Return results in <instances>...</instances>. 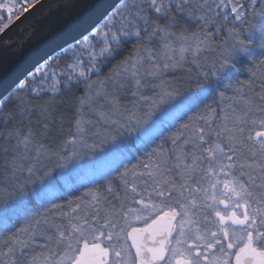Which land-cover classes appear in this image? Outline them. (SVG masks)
<instances>
[{"label": "snow or ice", "instance_id": "obj_1", "mask_svg": "<svg viewBox=\"0 0 264 264\" xmlns=\"http://www.w3.org/2000/svg\"><path fill=\"white\" fill-rule=\"evenodd\" d=\"M20 8L0 0V33ZM71 49L63 70L48 60L19 82L43 105L5 114L0 97V264H264V0H123ZM101 134L121 156L102 142L95 190L65 208L35 187L46 159L66 167Z\"/></svg>", "mask_w": 264, "mask_h": 264}, {"label": "water", "instance_id": "obj_2", "mask_svg": "<svg viewBox=\"0 0 264 264\" xmlns=\"http://www.w3.org/2000/svg\"><path fill=\"white\" fill-rule=\"evenodd\" d=\"M123 0H36L0 33V97L101 25ZM11 41L5 44V40Z\"/></svg>", "mask_w": 264, "mask_h": 264}, {"label": "rangeland", "instance_id": "obj_3", "mask_svg": "<svg viewBox=\"0 0 264 264\" xmlns=\"http://www.w3.org/2000/svg\"><path fill=\"white\" fill-rule=\"evenodd\" d=\"M257 7H259V3L257 4ZM104 23L105 21L98 27L102 28ZM63 54H64L63 57H65V61H66V63H64L63 65L60 64V60L56 59L57 58L56 56L54 58L49 59L52 60V65L48 69L49 72H51L52 67H56L57 65H58V71L63 70L65 65L69 62V60L73 58L74 54H76V50L71 49L69 51V48H67ZM80 54L83 55V53ZM97 55H99V48H97ZM42 65H40L38 68H40ZM85 67H87V65H85ZM36 70L33 73H35ZM28 78L30 82L27 83L29 87H31L33 84V81L31 79V74L29 75ZM37 79H39V77H37ZM92 79L97 80L99 78H97L94 75ZM99 80H103V79H99ZM50 85H51V81H49V86ZM172 87L175 88L173 85ZM26 95H28L27 89L19 90L15 95H13V98H17L16 100H20L22 99L23 96ZM92 131H96V130L92 129ZM108 140H110V137H108ZM102 142L104 143V151L105 152L111 151L114 159L119 158L121 156L120 148L109 145L103 134H101L100 136H91L86 139L84 144H81L77 147L76 157L73 160H71V162L67 163L66 167L58 166L59 164L63 163L58 158L52 157L46 159L44 161L45 164L44 171L49 172L50 175H48L44 179L43 185L37 183L35 187L37 189L44 188L45 191L48 193L49 198L52 199L54 196L57 195L60 196L65 195L66 191L72 188V185H74L73 187H75L76 185L81 187L83 184H87L88 182H93V177L97 176V166L101 163L100 157L102 153L100 151V148ZM121 147H124L127 151L134 152L135 151L134 148L139 147L135 135H133L131 138L126 137L121 142ZM56 182H62L63 188L64 189L66 188V191L60 192L55 186ZM0 186H2V181H0ZM29 195L32 196V198L34 199V203H36L37 205L40 204V201L37 200L35 196L31 195V192L29 193Z\"/></svg>", "mask_w": 264, "mask_h": 264}, {"label": "trees", "instance_id": "obj_4", "mask_svg": "<svg viewBox=\"0 0 264 264\" xmlns=\"http://www.w3.org/2000/svg\"><path fill=\"white\" fill-rule=\"evenodd\" d=\"M35 1L36 0H27V2H24V0H16L17 3L21 4V8L19 9L20 12H22L24 9H26L29 5H31ZM2 11L3 10H0V12ZM14 15L16 17L19 14L14 13ZM5 19H7V14H5ZM129 47H130L129 45H125L124 48L121 50L120 54L117 55L115 59L108 60L107 62H104V61L100 62L99 66L102 69V75L98 77L99 79H104L114 70V67L121 62L124 56L127 55ZM63 53L56 56L57 57L56 59L60 60L61 65L66 63L65 57H63L64 56ZM193 76H194V73H193ZM168 79L171 81L172 85L179 91H185L189 87H191V84L189 82V79L186 73V69L177 70L175 73L171 74L168 77ZM25 80H27V82H30L28 77ZM18 91L19 90L16 89L8 96L10 99L5 105V109H4L5 114L11 111L18 110V107L20 105V100L15 99V103H13V95H15ZM73 94L76 96L77 99L80 97V95H82L81 93L77 92L75 89L73 90ZM22 99L25 101V103H34L37 105H43L44 101L48 98L42 97L39 100H37L35 98H30L29 95H26V96H23ZM56 100H57V103L60 105V112L58 113V115L63 116L66 120L67 117L70 115V110L68 108L69 94L65 93L63 96L57 97ZM207 103L211 104L212 101L209 100L207 101ZM65 135L67 136V129H65ZM136 149L137 147L134 148L135 151ZM0 163H2V161H0ZM131 163L135 164L136 160H132Z\"/></svg>", "mask_w": 264, "mask_h": 264}, {"label": "flooded vegetation", "instance_id": "obj_5", "mask_svg": "<svg viewBox=\"0 0 264 264\" xmlns=\"http://www.w3.org/2000/svg\"><path fill=\"white\" fill-rule=\"evenodd\" d=\"M55 186L57 187V189L60 192H65L66 188H63L62 182H56ZM74 185H72V188L68 191H66L65 195L60 196H54L52 198V200L57 203V204H62L65 206V208H67L69 202H75L77 201L78 198L82 197L84 195L85 192H87L88 190H95L96 188V184L95 182H88L87 184H83L81 187L76 185L75 187H73ZM27 199L30 202V208L32 209V213H43V208L40 206L41 205V201L40 204L37 205L36 203H34V199L32 198V196H28ZM74 206V204H73ZM50 207V205H49ZM46 215V213H44ZM14 223V221H10L9 222V227L12 226V224ZM17 226H19V224H17ZM4 228L3 223H0V235H2V230Z\"/></svg>", "mask_w": 264, "mask_h": 264}]
</instances>
